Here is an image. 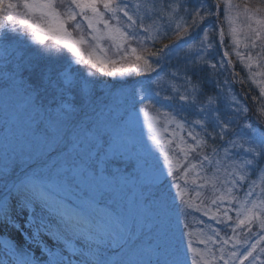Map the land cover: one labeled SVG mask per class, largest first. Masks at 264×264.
I'll list each match as a JSON object with an SVG mask.
<instances>
[{"label":"snow or ice","instance_id":"obj_1","mask_svg":"<svg viewBox=\"0 0 264 264\" xmlns=\"http://www.w3.org/2000/svg\"><path fill=\"white\" fill-rule=\"evenodd\" d=\"M220 2L215 0L213 5L209 0H183L169 5L167 27L175 33V40L148 51V42L155 45L159 39L167 38L168 32L163 25L156 32L151 30L152 26L145 27L143 4L129 0H0V86L22 92L23 102L32 114L34 135L43 148L39 156L18 158L0 167V232L14 231L20 235V251L15 252L19 264H50L51 248H62L58 241L60 237L70 238L69 233L84 236L87 244L77 240L81 248H89V237L97 234H106L107 242L95 244V261L73 249L60 264H103L104 252L118 253L123 244L118 243L119 233L111 232L109 225H119L120 232L126 233L129 240L135 236V227L128 224L127 208L117 206L115 193L110 190L122 183L136 189L134 205L142 204L155 213L146 222L155 236L149 241L150 256L154 259H149L148 264H264V247L257 248L264 241V121L259 119L264 112L257 113L254 125L248 119V107L227 79L214 81L216 93L205 95V81L199 78L204 67L216 70L219 66L223 70L232 65L230 59L226 65L223 59L214 63L207 58L216 44L214 26L205 25L213 17L218 19ZM190 3H195L194 9L188 7ZM223 3L233 54L248 69V79L264 100V0L255 8L245 5L235 17L232 12L239 6L229 0ZM177 9L184 13L179 19ZM240 16L245 21L243 28L236 24ZM241 32L247 54L239 51ZM105 38L112 41L118 59L134 58L131 67L116 66L117 59H110L108 49L101 44ZM224 38L221 28V47ZM13 39L16 52L10 51ZM49 39L58 47L46 46ZM134 42L144 47L138 51L132 46ZM82 46L91 50L87 59ZM257 49L253 56L252 51ZM96 50L103 56L95 55ZM178 50L185 53L177 56L183 65L178 63L165 75L173 82L182 81L183 91L171 87V94L162 97L171 111L161 112L157 107L161 91L152 77L164 71ZM229 55L225 50L223 56ZM253 67L259 71H252ZM97 73L113 78L136 73L151 85L136 89L132 101L134 111L138 103L147 106L138 111L144 117L149 144H137L134 139L131 113L101 100L95 88ZM252 99L255 102L257 97ZM221 104L231 113L227 118L221 115ZM148 108H155L158 115L149 116ZM189 109L194 110L197 119L189 120L183 115ZM114 110L115 121L103 118L105 112L111 115ZM161 116L163 127L159 126ZM82 140L89 141V152L95 155L87 161H70L71 154L83 146ZM153 152L159 153L154 160L150 159ZM64 154H69L64 171L55 175L51 170L42 171ZM59 166L57 160L53 168ZM209 170L211 176L207 175ZM190 172L196 173L193 183L197 188L212 190L211 198L198 206L186 198ZM89 176L96 188L92 193L85 191L83 199L91 214L63 207L52 210L53 185L79 187L77 178ZM252 176L259 178V192L257 180H249ZM199 179L204 184L197 183ZM245 184L248 190L241 201L236 193ZM254 196L259 199H251ZM193 210L202 217L197 221L202 225L198 233L193 231L189 219ZM253 228L258 230L253 233ZM227 230L233 235H227ZM241 232L245 233L244 239L240 238ZM194 235L203 249L193 246ZM113 242L118 246L113 248ZM25 244L32 246L31 254L24 251ZM7 249L5 245L6 256Z\"/></svg>","mask_w":264,"mask_h":264},{"label":"rangeland","instance_id":"obj_2","mask_svg":"<svg viewBox=\"0 0 264 264\" xmlns=\"http://www.w3.org/2000/svg\"><path fill=\"white\" fill-rule=\"evenodd\" d=\"M223 0H221L222 2ZM130 3H139L146 6L145 9L141 10V15L144 16L143 24L145 27L152 26V31L156 32L158 30V26L163 25L164 30L168 32L167 38H171V36L175 35V33L172 31L171 28H168V13L171 11V9L168 7L169 5H175L177 3H183V0H129ZM220 2V8L221 11L219 13L218 19L216 17H213L208 22V25H213L211 23V20L218 24L220 19L224 23V25L227 28V32L229 31L228 25L224 20V3L221 6ZM230 3H232V0H229ZM209 4H215V0H209ZM154 6V7H153ZM195 3H190L188 7L195 8ZM151 9V11H149ZM215 7H213V11H215ZM163 11V15H161V12ZM177 19L184 16V13L181 9H177ZM17 16V19L21 18V15L13 13ZM232 15L235 17L237 15L236 10L234 9L232 12ZM79 19V18H78ZM187 19L190 21L191 17H187ZM236 24L238 28H243L245 21L242 16L238 17L236 20ZM207 25V26H208ZM224 26V27H225ZM11 27V25H9ZM85 29V33H87V25H83ZM102 27V26H101ZM172 28H175V22L172 24ZM218 28V26H217ZM216 29V28H215ZM221 27L218 29V37L214 40L216 47L214 52L212 54L215 56L214 61L215 63H218L219 60L223 59L225 61V64L227 63V60H229V57L225 58L223 56V53L225 51L224 47L220 46L219 42V31ZM71 30V26H70ZM214 30L212 35L214 36ZM228 34V33H227ZM3 35V29H0V36ZM74 35H79L78 33H74ZM141 35L143 33L141 32ZM199 39V36L196 37ZM228 43L230 46V52L233 54V43L231 40V37L228 35ZM239 39L241 40V43L239 45V51H243L244 49V34L243 32L239 33ZM163 39H159L155 45L154 50L157 48L162 47L165 44H168L169 41H164L162 43ZM151 42H148L150 44ZM101 44L103 47L107 48V55L110 59H117V67L120 66L123 67H131L134 63V58L129 59H118L115 55L114 49L112 48V41L105 38L101 41ZM147 44V45H148ZM45 45L48 47H58L55 45V42L51 39L45 41ZM152 45V43H151ZM133 47H137L138 51L141 47L137 45L135 42L132 45ZM150 47H147L148 51ZM17 45L15 42V39H13L12 44L10 45V51L16 52ZM150 50V51H154ZM91 51L90 49H86L82 46V54L85 56V59L88 57V52ZM220 51V53H219ZM181 51H177V53L173 56L175 58L176 65L179 63L177 60V56L180 55ZM142 54V53H140ZM95 55L103 56L102 53H100L98 50L95 51ZM121 56H123V53H120ZM234 55V54H233ZM209 60L210 55L207 57ZM170 62H168L169 65ZM84 67H87L86 65ZM232 68V65L229 67V69ZM254 68V71H259V69ZM83 69H81L82 71ZM169 70L167 67L164 69L163 72H158V74H154L152 79L157 80V83L159 85L160 91H161V98L158 99L159 106L161 112L163 111H171V107L167 101L163 103V96L170 95V89L171 87L175 86L180 88L181 91H183L182 87V81H171L170 77L165 75V73ZM218 75L220 74V77L218 78L219 81L222 82L225 79L228 80V70L227 66L220 70L219 66L217 68ZM139 74L132 73L127 76H119L116 77H110V76H102L99 73H97V82L95 85L97 94L101 97V100L107 103H111L114 105L119 106L121 109L120 111H126L132 114L134 119V127H133V136L136 140L137 144H149L147 141V129L144 128L143 122L144 117L139 113L138 109L141 107H147L146 105L137 104L136 110H133L132 107V101H133V93L138 88H148L151 85L144 79L142 75L139 77H135ZM231 78L230 80L236 85H238V78L237 75L234 76L233 74L229 75ZM144 82V83H142ZM195 82V81H193ZM214 83V82H212ZM235 93V92H234ZM237 94V93H235ZM238 95V94H237ZM239 96V95H238ZM240 98V96H239ZM241 99V98H240ZM245 103V98L241 99ZM246 104V103H245ZM149 116H156L157 111L155 108H148ZM220 111L224 113L222 117L226 118L225 115L228 113V111L225 110L224 105L221 104ZM230 113V112H229ZM184 116H186L189 120L197 119L198 117L194 114V110L189 109L188 111L183 113ZM228 115V114H227ZM229 116V115H228ZM105 119L111 118L113 121L116 119V113L115 110L110 115L108 112L104 113ZM179 118V117H177ZM160 127H163V117H160ZM174 127V125L170 126ZM211 130V129H210ZM179 131V130H177ZM211 143V141H209ZM82 147H80L77 157V152H73L70 156V161H76L79 162L80 160L87 161L89 156H94L95 153L89 152V141L88 140H82ZM150 146V145H149ZM43 152L42 146L38 145L37 138L34 135L33 132V124H32V114L30 110L27 108V106L23 102L22 98V92H18L12 87L4 88L0 86V167H2L5 163H11L13 160L20 159H27L30 156L36 157L41 155ZM69 154H64L63 156L54 159L53 161L49 162L48 168L43 169L45 173H48L49 170L52 171V174L55 175L58 172H62L65 170V165L68 162L66 160V157H68ZM177 155H179L177 150ZM159 156V153L153 152L150 159H155V157ZM57 160H59L60 166L53 168V165L57 164ZM208 176H211L212 173L209 170L207 173ZM194 179H196V173L190 172L187 176L188 183L185 185L187 196L186 198L190 200V202L194 206L200 205L201 201H207L212 196V190L210 187H202L197 188L195 184L193 183ZM257 180V188L256 191H260V181L259 178L256 176H252L249 178V180ZM76 183L79 185V187H72V188H65L60 185H53V191L55 194V199L51 202V208L52 210H56L57 207H63L64 209L68 211H75L77 209L83 210L86 213L91 214V210L88 209L86 201L83 199V193L85 191H88L89 193H92L96 188V183L93 180L91 176L84 178V177H78ZM197 183L204 184L203 179L197 180ZM111 191H114V202L117 204L118 207L121 209L127 208L126 216L128 220L129 227H135V236L129 240L126 233L120 232L119 225L117 224H110V230L113 233H119V244H123V247L118 253H109L104 252L103 253V264H148L149 259H154L150 256V245L149 241L154 240L155 236L154 234L149 230V226L147 225V221L151 220L153 216L155 215L154 212L149 211L147 208H145L142 204L139 206L134 205L133 201L137 196V191L135 188L124 185L123 183L120 185L119 188L110 189ZM248 190V185L245 184L243 186V190L236 193V195L243 201L245 199V192ZM251 199H259L258 196H254ZM71 201L72 204L68 205L66 202ZM249 203H251V200H249ZM234 216V214H233ZM202 217L200 216L199 212L192 211L191 215L189 217L191 226L194 232L199 231V229L202 227V225L198 224L197 221L200 220ZM205 221H207V217H203ZM235 219V216H234ZM258 229L253 228V233H255ZM14 231H9L7 233L0 232V264H19V258L16 255L15 252H19L20 248L19 245L22 243L16 236H18L20 239V235ZM224 234V232H222ZM179 235V234H177ZM227 235L231 236L233 235L231 230H227ZM70 238L60 237L58 243L62 245L61 247H52L51 252V260L50 264H60V262L64 259L65 254L71 255L73 252V249H79V251H82L84 253V256L88 257L89 259L95 261L97 259V256L95 255L97 249H95V244H106L107 242V235L105 234L103 237L99 234L89 237L91 240V244L89 248H81L80 244L77 243V240L83 241L85 244L88 243L84 239V236L77 233L72 234L69 233ZM240 238H245V233H240ZM258 238V237H257ZM136 240H139L140 243H136ZM192 240L194 242V247L203 249L204 245L199 244L198 237L194 235L192 237ZM179 242V241H177ZM251 240L249 245L250 246ZM117 242L112 243V247L115 248L118 246ZM231 241L229 242V245L227 246L228 250H231ZM5 245L8 246L7 249V256L5 255ZM264 247V241H262L259 245H257V248ZM23 249L26 252H29L31 254L32 246L25 244L23 245ZM39 251H36V255H39ZM47 255V253L45 254ZM219 255V253H217ZM164 259V257H162ZM75 264V262H74Z\"/></svg>","mask_w":264,"mask_h":264},{"label":"trees","instance_id":"obj_3","mask_svg":"<svg viewBox=\"0 0 264 264\" xmlns=\"http://www.w3.org/2000/svg\"><path fill=\"white\" fill-rule=\"evenodd\" d=\"M259 3H260V0H232V4L239 6L238 8L235 9L236 12L242 10L245 5H248L249 7L255 8ZM222 4H223V1L221 2V6H222ZM220 21H221V25H222L223 30H224V33H225L224 46H225L226 50L230 53L229 56H230L232 62L234 63V70L237 72L238 80L239 81L240 80H244L246 82L243 83V84L240 83V82H238V85H236L235 83H233L230 80L231 77L229 76L231 74V71L227 67V70H228V73H229V75H228V81L232 84V90H233V92L237 93L240 96L241 99H244L245 98V100H246L245 101L246 106L249 109L248 119L255 125L257 123V118H258L257 117V113L264 112V100L260 99L259 92H258V88L256 86L252 85L251 84V81L248 79V75H249L248 69L245 68L239 62V60L237 59V57L230 52V46H229V43H228V39L229 38H228V34H227L228 33L227 32V28H226V26L224 25V23L222 22L221 19H220ZM208 23L209 22H207V24L205 26H207ZM211 23L213 24L212 26H214L213 27V30H214V33H215L214 34V37L216 39L217 38V31L215 29V25H214L213 20H211ZM170 40H175V35L171 36V38H165V40H162V43L164 41H170ZM150 46H151V48L149 49V51L150 50H154V45H151V43L148 44V45H146V47H150ZM243 49L244 50L241 51V52L247 54L245 48H243ZM256 51H258V49L252 51L251 54L253 56H255ZM142 54H146V53H142ZM183 55H185V53L181 51L179 56L182 57ZM209 55H210V59H211L210 61L215 63V61H214V57L215 56L212 53H210ZM179 64H180V66H182L183 65V61L180 60L179 61ZM175 65H176L175 58L173 57L172 60L170 61L169 65H167V69L168 68H173ZM252 71H254V68L252 69ZM139 76L140 75H137L135 77H139ZM210 76H211L212 82H214V81H217L218 80V78L220 77V74L218 75V70L217 69L216 70H211V69H209L207 67H204V68H202L199 71V78L205 81V83L203 84V91H204V94L205 95H207V94H213L214 95L216 93V91H217V89L215 87V84L212 83V82H209V77ZM196 79H197V77L194 76L193 77V81H196ZM142 83H144V82H142ZM253 96H256L257 97V99H256L255 102L252 99ZM201 99H203V96L201 97ZM163 103H165V101H163ZM159 104L160 103L158 101L157 107L159 106ZM166 105H169V104H166ZM227 114L229 116L231 115V113H229V112ZM227 114L225 115L226 118L228 117ZM221 115H224V113L221 112ZM259 119L261 121H264V115L260 116ZM208 127H209V130H210L211 129V125H209ZM211 143H212V141H211ZM21 158L22 157L20 155V159Z\"/></svg>","mask_w":264,"mask_h":264},{"label":"bare ground","instance_id":"obj_4","mask_svg":"<svg viewBox=\"0 0 264 264\" xmlns=\"http://www.w3.org/2000/svg\"><path fill=\"white\" fill-rule=\"evenodd\" d=\"M15 235H16V233H15ZM20 241H22L18 236H16Z\"/></svg>","mask_w":264,"mask_h":264}]
</instances>
